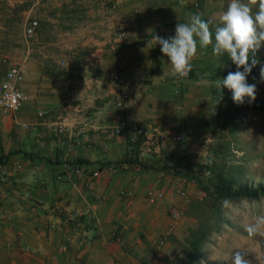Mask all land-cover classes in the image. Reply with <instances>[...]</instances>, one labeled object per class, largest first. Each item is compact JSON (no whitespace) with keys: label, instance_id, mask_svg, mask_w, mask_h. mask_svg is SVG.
<instances>
[{"label":"crops","instance_id":"crops-1","mask_svg":"<svg viewBox=\"0 0 264 264\" xmlns=\"http://www.w3.org/2000/svg\"><path fill=\"white\" fill-rule=\"evenodd\" d=\"M83 3L87 26L72 55L63 34L52 48L40 41L39 27L28 49L13 56L24 68L27 99L17 116L0 114L4 155L13 153L0 162V264H157L171 237L163 249L158 240L173 224L180 234L198 194L185 174L210 173V117L225 108L202 74L210 45H198L190 61L198 76L175 80L156 42L174 36L189 11L177 0ZM8 67L0 53V85ZM121 89L130 95L132 129L165 133L160 154L137 155L127 135L113 133ZM185 130L191 141L175 142ZM75 167L83 175H73ZM124 191L134 198L124 199ZM150 191L166 197L150 203Z\"/></svg>","mask_w":264,"mask_h":264},{"label":"rangeland","instance_id":"rangeland-1","mask_svg":"<svg viewBox=\"0 0 264 264\" xmlns=\"http://www.w3.org/2000/svg\"><path fill=\"white\" fill-rule=\"evenodd\" d=\"M177 1L180 3V0ZM195 2L200 4L199 14L209 23L214 41L216 28L223 26L220 17L231 0H187V4L181 6L192 16L197 14L193 9ZM242 2L249 4L253 14L258 10L251 0ZM86 16L83 0H74L61 6L55 0H0V53L3 62L8 66L11 62H18L13 58L14 53L28 49L32 38L25 37V28L32 19L40 22V41L45 40L52 48H58L61 37L55 39V35L63 34L69 46L68 52L72 55L78 50V40L87 26ZM210 49L206 63L208 66L202 74L213 82L214 91L219 92L221 89L216 86V81L226 78L228 72H235L237 68L226 54L217 57L213 55V45H210ZM257 57L260 63L247 77L249 84L256 85V99L249 101L245 98L243 104H236L232 92L224 88L230 100L222 101L225 108L210 117L215 131L212 132L214 136L210 137L212 141L208 142L209 160L225 164L226 172L235 179V186L248 188L264 187V80L260 77V68L264 66V46ZM192 71L188 77H197ZM212 178L213 173L210 172L205 176L206 183ZM198 189L188 215L184 216L186 219L180 237L172 236L169 240L168 247L173 257L163 256L157 264H188L186 240L190 230L202 224L213 229L202 245L196 264H229L237 251L246 253L249 264H264V223H261L264 218V198L224 202V219L216 223L212 201ZM250 226L255 227L252 235L246 230Z\"/></svg>","mask_w":264,"mask_h":264},{"label":"clouds","instance_id":"clouds-1","mask_svg":"<svg viewBox=\"0 0 264 264\" xmlns=\"http://www.w3.org/2000/svg\"><path fill=\"white\" fill-rule=\"evenodd\" d=\"M251 2L257 5L255 14L249 4L242 0H231L220 17L223 26L216 28L214 41L209 23L198 13L193 14L187 22L177 23L174 36H156V42L170 61L174 72L180 77L187 76L191 71L190 61L196 55L198 45L200 48L213 45L214 56L221 57L226 54L237 68L235 72H228L226 78L218 79L216 86L221 91L224 88L230 90L236 104H243L245 98L254 101L256 85L249 84L247 77L260 63L257 53L264 46V0ZM241 68L243 71H240ZM260 77L264 80V66L260 68ZM261 223H264V218ZM246 230L252 235L255 227L250 226ZM229 264H249V260L246 253L237 251Z\"/></svg>","mask_w":264,"mask_h":264},{"label":"built area","instance_id":"built-area-1","mask_svg":"<svg viewBox=\"0 0 264 264\" xmlns=\"http://www.w3.org/2000/svg\"><path fill=\"white\" fill-rule=\"evenodd\" d=\"M181 5H186L187 0H180ZM193 9L196 13H201L200 4L195 2L193 4ZM40 27V22L36 19H32L28 22L25 28V37L27 39L33 38L37 30ZM175 80H180L185 77L178 76L174 69L171 70ZM115 81H120V76H114ZM25 81V72L23 66L18 62H11L6 71L5 77L3 78L0 85V114L1 115H13L17 116L21 110L23 102L27 99L26 94L21 89L22 83ZM221 101H224L220 98ZM117 107L121 111L117 124L113 129V133L118 136L127 135L128 143L139 145V151L145 154H160L162 150V145L165 141V133L163 130L156 126L145 125L132 129L131 125V105H130V95L126 89H121L119 92V97L117 100ZM62 132V130H58ZM192 133L189 130L177 132L173 136V140L180 144H186L191 141ZM1 168V167H0ZM84 171L80 167H75L72 169V174L75 176L83 175ZM95 173L94 176H97ZM172 191L180 196H185L187 192L177 186H172ZM124 199H132L135 194L133 191H124L121 193ZM166 197L165 193L150 191L147 196V200L150 203L157 201H162ZM171 212L174 214H180L181 212L178 208L172 207ZM176 236L180 237L177 233V225L173 224L166 233L158 240L157 246L159 249H163L170 237ZM168 258H172V253H167Z\"/></svg>","mask_w":264,"mask_h":264},{"label":"trees","instance_id":"trees-1","mask_svg":"<svg viewBox=\"0 0 264 264\" xmlns=\"http://www.w3.org/2000/svg\"><path fill=\"white\" fill-rule=\"evenodd\" d=\"M215 93L224 101L229 102L230 99L227 96V90L223 89V91ZM128 144L135 154L138 155L139 145ZM12 155L13 153L7 156L4 155L0 142V162L3 164L6 163ZM210 172L213 173V178L209 183H206L205 178L199 175L185 174V176L194 181L212 201L213 218L216 223H221L224 219V202L235 203L242 200L254 201L264 198V187L248 188L246 186H235V179L226 172L225 164H217L210 160ZM212 229V226L202 224L198 228L190 230L189 237L186 240L188 264H196L202 245L211 234Z\"/></svg>","mask_w":264,"mask_h":264}]
</instances>
